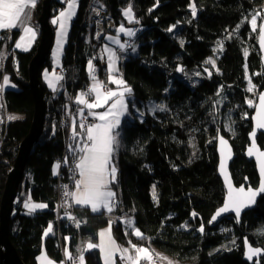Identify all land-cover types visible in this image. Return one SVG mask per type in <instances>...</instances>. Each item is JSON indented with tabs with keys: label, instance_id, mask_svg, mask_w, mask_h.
I'll list each match as a JSON object with an SVG mask.
<instances>
[{
	"label": "trees",
	"instance_id": "16d2710c",
	"mask_svg": "<svg viewBox=\"0 0 264 264\" xmlns=\"http://www.w3.org/2000/svg\"><path fill=\"white\" fill-rule=\"evenodd\" d=\"M98 1L114 23L104 29L103 48L105 36L115 33L117 25L126 24L123 12L129 6L135 18L130 27L138 25L141 29L134 43L136 54L128 53L133 47L113 50L126 57L119 63L120 76L131 89L126 96L128 115L121 121L112 155L117 170L110 186L115 193L113 211L93 213L88 207L73 204L75 225L67 224L65 218L58 223L54 212L58 182L68 180L71 162L82 154L78 149L86 143L78 118L73 116L67 129L61 127L69 111L67 94L72 93L73 108L79 113L76 93H86L87 85L93 83L89 61L97 80L106 81L107 76V60L102 67L91 31L80 24L87 0H79L61 58L60 69L65 73L60 76V89L52 92L41 77L46 101L43 133L31 149L9 222V239L20 259L24 264H37L44 248L60 263L61 248L66 245L69 252L83 256V264H103L99 250L86 249L85 243L96 244L99 230L110 224L120 245L130 241L151 247L177 264H249L243 258L245 240L262 250L253 264H264V195L242 215L240 223L231 216L210 222L225 193L217 175L218 132L234 151L230 165L234 184L258 185L254 163L245 158L244 152L252 130V108L246 104L247 77L257 86V94L264 89L258 34L250 29L249 22L257 13L264 18V0ZM41 2L38 0L33 9L36 24ZM191 5H195V16ZM63 7L65 1L52 0L51 17ZM16 37L14 30L0 32V50L5 47L6 51L5 57L0 55L2 74L10 84L4 85L2 96L1 115L6 123L0 127V196L34 113L27 69L38 40L29 51H16ZM214 53L218 55V72L211 71L208 78L202 68ZM14 58L19 62L17 72L12 65ZM51 66L49 56L43 69ZM179 66L181 76L176 73ZM92 96L85 98L91 100ZM10 115H17V119H9ZM74 122L78 133L75 139ZM68 132L71 140L67 139ZM257 144L264 149L262 134L257 136ZM27 196L46 204L47 210L24 213L22 202ZM123 218H129L142 237H136L132 230L125 232ZM50 224L54 233L43 239ZM0 264L4 262L0 260Z\"/></svg>",
	"mask_w": 264,
	"mask_h": 264
},
{
	"label": "snow or ice",
	"instance_id": "6c2138e0",
	"mask_svg": "<svg viewBox=\"0 0 264 264\" xmlns=\"http://www.w3.org/2000/svg\"><path fill=\"white\" fill-rule=\"evenodd\" d=\"M37 0H0V31L10 30L17 28L19 24H23L22 17L26 20L28 18V8H34L36 6ZM67 8L64 11H61L59 16V31L57 32V51H59L60 45L63 42V38L66 35V22L71 20L74 12V7L76 4V0H66ZM125 17L128 19L129 23L134 22L135 18L132 14L131 6L127 10L124 11ZM192 15H196L195 5H192ZM259 13L253 15L250 23L253 31H255L257 26L256 16ZM54 24L57 23V20L52 21ZM172 31V29H169ZM23 35L20 36L19 41L16 43V48L23 47V50L27 51L28 46H30L31 42L35 39L36 33L32 27H23L22 29ZM119 32L124 33L127 36H133L135 33L131 29H125L123 25L120 26ZM117 43H119L117 41ZM219 43V42H218ZM259 44L262 49H264V25L261 26L259 32ZM181 45L183 42L181 41ZM121 48L124 47L123 44L120 45ZM245 56L248 55L247 51L244 53ZM116 62V54L109 50L108 52V71L112 73L116 71L115 68ZM212 63L215 66L214 61H206V63ZM89 73L91 79L93 80L92 87L89 89L88 93H81L76 98V103L78 105H84L87 109V116L92 119L99 121V123H80L79 129L80 132L83 133V138L86 140V143L83 144L82 147H79V153H83L79 155L78 159L74 160V172H78V179H75V187L77 192L74 193V202L76 205L81 207L90 206V210L93 213H99L102 210H106L107 212L113 211V198L115 197V193L110 189L109 183L110 181L115 180L116 176V168L111 166V158L112 153L115 150V146L117 144L116 136L118 133H115L113 130L117 129L121 123L120 118L127 111V105L125 104L124 96L125 93H130L131 89L124 87L123 91H114L112 89H108L106 91H102L103 84L97 80L95 75V68L92 64V61H89L88 64ZM177 71H182V69H177ZM207 71V69H205ZM211 74V73H209ZM47 77V73L45 74ZM62 77L55 76V81H49V87H52L55 90V82H58ZM109 80L112 84L117 86H122L125 82L122 79H117L114 76L110 75ZM9 78L7 76L4 77V85H8ZM14 87V85H13ZM253 90V85L251 81L249 82L248 91L251 92ZM94 94V100L90 102L86 99V96H91ZM109 101H112L107 110L101 113H97L94 109L104 108L108 105ZM260 107L257 110L256 119V127L264 129V94H261L259 97ZM249 105L252 106V102L249 101ZM163 110V107H161ZM81 115H84L81 112ZM141 115H143L141 113ZM9 119H17V117H9ZM73 139L77 136V126L75 122L73 123ZM252 136V144L248 149V154L250 156L255 155L258 165H259V173H260V185L259 188L253 190L249 188L247 191L243 187L240 189H235L230 182V178L227 173L224 171L223 161L221 163V174L224 175L225 183L228 185V199L221 209L218 210L216 216H219L221 213L227 211H235L236 215H240L241 208L247 206L254 202L255 197L259 193H264V151H260L255 143V131L251 134ZM221 146H225L227 142L220 138ZM75 154V153H74ZM221 155L223 157L224 152L222 149ZM228 158H230V149L228 150ZM67 162V159L66 161ZM60 165L57 164V168ZM67 195V193H66ZM153 198L155 199V191H153ZM26 208H29L30 211H34L36 209H43L47 207L45 204L35 203L32 205L25 204ZM195 215V213L193 214ZM216 216H213V220H215ZM73 219V217H69ZM79 226V225H77ZM52 231V225H49L47 232ZM200 231H203V227H201ZM47 232L45 235H47ZM133 234L136 237H142V233L136 229ZM104 233L101 232L100 236L103 237ZM114 243V241H113ZM98 247L97 245L88 244V248ZM135 249V257L128 256L127 258L132 262V264H139L141 259H146L152 262V255L148 248L140 247L137 245H132ZM101 253H104V248L100 247ZM128 249H123L124 253H128ZM262 250L261 249H251L249 259L252 258L253 255H258ZM115 249L113 251L108 252L103 256L104 264H114L113 255ZM44 259L47 260L45 256ZM69 259L72 257L69 255ZM81 262H83V256L79 257ZM121 259H124L122 255ZM162 259H167L163 258ZM48 264H52L51 261H48ZM168 264H173L172 261H169Z\"/></svg>",
	"mask_w": 264,
	"mask_h": 264
},
{
	"label": "water",
	"instance_id": "95a60500",
	"mask_svg": "<svg viewBox=\"0 0 264 264\" xmlns=\"http://www.w3.org/2000/svg\"><path fill=\"white\" fill-rule=\"evenodd\" d=\"M51 1L52 0H42L41 2V13L37 18V23L39 26V38H38V44L35 49V54L30 60L28 64V87L32 94L33 104H34V113L31 120V125L29 128V131L27 135L24 137V139L21 141L18 147V151L16 154V157L14 159V162L7 173L6 180L3 186L2 194L0 196V260L4 262V264H24L22 260L20 259L16 249L13 247L10 239H9V222L11 218V214L13 212L14 206H15V199L18 194V188L23 178L24 169L27 165L28 158L31 153V149L37 143L39 138L41 137L43 133V127L45 122V116H46V101L44 97V88L41 82V71L50 56L51 48L53 44L54 39V30L50 23L51 18ZM264 25V18L262 19L259 29H258V37H257V47L260 53V65L264 74V49L260 47L259 44V32L261 26ZM179 69H182L180 66ZM177 68V69H178ZM207 69V71H205ZM203 73L210 78L212 76L211 70L209 68H202ZM177 75L181 76L183 74L182 71H177ZM261 94H264V89L261 90L257 96L255 106L252 108V115L250 117L251 123H252V130L248 134V141L249 144L245 149L244 156L248 161H252L255 166V170L258 176V185L256 187H252L247 185L246 183L241 184L240 186H236L233 182L231 171H230V165L233 162L235 155L233 148L229 141L224 138L220 132H218L216 137V154L218 158L217 162V175L220 178L223 188H224V199L214 213L211 216L210 222L216 223L220 221L221 219L225 217H233L237 223H240L242 215L252 210L260 197L264 195V193H259L256 197L254 202L247 204V206L241 208L240 215L237 216L235 211H227L224 213H221L219 216H216V213L219 209L224 207L227 199H228V185L225 183L224 175L221 174V163L223 161L224 165V171L227 173L228 177L230 178L231 185L235 189H240L243 187L245 191H247L249 188L256 190L259 188L260 185V173H259V165L256 159L255 155L250 156L248 154V149L251 147L252 144V136L251 134L255 131V143L257 148L260 151H264V149H261L260 146L257 144V136L259 134H262L264 136V129L257 128L256 127V115L257 110L260 107L259 97ZM223 137V139L227 142L225 146H221L220 144V138ZM224 152V155L222 157L221 152ZM230 149V158H228V150ZM213 216H216L215 220H213ZM250 248L251 249H260L253 247L248 241H244L243 243V251L244 255L243 258L245 261H247L249 264H253L254 261L258 260L261 255L262 251L258 255H253L251 259H249L250 255Z\"/></svg>",
	"mask_w": 264,
	"mask_h": 264
},
{
	"label": "built area",
	"instance_id": "2783aa9c",
	"mask_svg": "<svg viewBox=\"0 0 264 264\" xmlns=\"http://www.w3.org/2000/svg\"><path fill=\"white\" fill-rule=\"evenodd\" d=\"M81 26H85L88 31L90 32L91 35V40L94 41L97 44V57L100 61V65L102 67H105L106 64V57L104 53V48L102 45V38L104 36V29L105 27H110L112 28L114 23L113 20L106 14L104 11L102 5L98 2V0H87L85 10L82 14ZM132 31L135 33L133 36H129L127 39V42L125 43L124 47L122 49H118L117 52L124 50H130L132 45L135 43L136 36L141 33V29L139 28L138 25L133 26ZM12 65L14 68V71L17 72L19 70V62L17 59L12 60ZM58 73H62L64 75V71L58 70ZM3 62L2 58L0 56V127L2 125H5L6 121L2 118L3 116L1 115V109H2V104H3V91H4V84H3ZM99 82H102L104 90H108L109 86L106 83L105 79L99 80ZM92 87V84H88L86 87V93H88L89 89ZM67 96H69V111L67 115L62 119L61 125L65 127H69L71 117L74 115V117L78 118V121L80 123H97L96 120L87 117L86 115H80L77 113L74 108V102H73V97L72 93H68ZM67 139L71 140L72 135L68 132ZM64 164L60 163V166ZM74 159L71 162V168L69 171L68 175V180L65 182H58V194H57V202L55 205V218L57 222L59 223L61 219L65 218L67 224H72L75 225L77 223V219L74 216V211H73V197H74V192H75V179H78V172H74ZM67 193V195H66ZM73 217V219H70L69 217ZM63 249V247H62ZM69 255L72 257V259H69ZM79 256L74 255L73 253L69 252L67 256H63L59 264H71L74 261H78Z\"/></svg>",
	"mask_w": 264,
	"mask_h": 264
},
{
	"label": "rangeland",
	"instance_id": "374dc122",
	"mask_svg": "<svg viewBox=\"0 0 264 264\" xmlns=\"http://www.w3.org/2000/svg\"><path fill=\"white\" fill-rule=\"evenodd\" d=\"M58 2H63V1H65V7H63V9H61L60 11H58V14L57 15H54V16H52L51 17V23H52V25L53 26H55V30H54V39H53V44H52V48H51V53H50V58H51V63H52V66H51V68L50 69H43L42 71H41V77L49 84V81L50 80H53V81H55V76H62L63 74L62 73H60L59 72V74L57 73V69H59V68H61V58H62V54H63V49H64V46L66 45V42H67V37H68V32H69V29H70V26H71V22H72V20L76 17V14H77V11H78V8H79V0H76V4H75V7H74V12H75V14L73 15V17L71 18V20H69V21H67L66 22V35L64 36V38H63V42H62V44L60 45V48H59V51H57V32L59 31V16H60V13H61V11H64V10H66V8H67V3H66V0H57ZM99 2V1H98ZM100 3V2H99ZM191 10H192V5H191ZM82 18V17H81ZM57 20V23L56 24H54L52 21L53 20ZM251 21V20H250ZM256 21H257V26H256V29L255 30H257V34H258V29H259V26H260V23H261V21H262V18L259 16V15H257L256 16ZM121 25H123L122 23L121 24H119V25H117V28H120V26ZM114 26V25H113ZM249 26H250V29L253 31V29H252V26H251V23L249 22ZM126 37H127V39H128V37L129 36H127L126 35ZM127 41V40H126ZM133 48L131 49V51H129L128 53H130V54H136V52H137V45H135V44H133V46H132ZM14 48V47H13ZM0 55L2 56V57H5V55H6V51H5V47H3L1 50H0ZM126 59V57L124 56V55H122V56H116V62H115V68H116V73L118 74V73H120L121 71H120V68H119V63L121 62V61H124ZM217 59H218V55L216 54V53H214L212 56H210L209 58H207L206 59V61H214L215 62V66H213V64L212 63H206V61H205V66L207 67V68H210L211 69V71L213 72V73H217L218 72V68H217ZM59 70H62V69H59ZM47 73V77H46V74ZM5 77V76H4ZM4 77H3V81H4ZM42 79V80H43ZM101 79H104V78H101ZM101 79H99V80H101ZM98 80V81H99ZM247 80H248V84H247V90H248V87H249V82L251 81V79L249 78V77H247ZM58 82H60V80L58 81ZM58 82H55V89L57 88V84H58ZM251 84L253 85V90L251 91V92H249L248 91V93H249V97H247L246 98V104L248 105V107H250V108H253L254 106H255V103H256V99H257V96H258V94H257V90H258V88H257V86L251 81ZM6 86V85H5ZM7 86H10V84L8 83V85ZM6 86V87H7ZM47 87V86H46ZM53 89V88H52ZM82 92H78V93H76V96H75V102H76V98L81 94ZM67 99L68 100H70L69 99V96H67ZM124 100H125V104L127 105V111L125 112V116L126 115H128V101H127V99H126V95L124 96ZM74 101V100H73ZM249 101H251L252 102V106H250L249 105ZM111 103H112V101H111ZM110 103V104H111ZM77 104V103H76ZM80 107H82V105H79ZM80 107H77V109L78 108H80ZM151 107H153L154 108V104L153 103H151ZM152 109V108H151ZM107 110V108L104 110V111H106ZM17 117V115H10L9 117ZM122 118H123V116L120 118V120H122ZM121 124V123H120ZM61 127H63V128H66L65 126H63V125H61ZM67 129V128H66ZM119 130H120V125H119V127L117 128V129H114L113 131L115 132V133H118V135H119ZM118 135L116 136V139L118 138ZM114 153V152H113ZM113 153H112V155H113ZM111 166H114V164H113V162H112V158H111ZM115 180H116V176H115ZM115 180L114 181H110V183H109V187L111 186V183H113V182H115ZM111 189V188H110ZM112 190V189H111ZM113 191V190H112ZM22 193H24V191L22 192ZM75 193V192H74ZM73 199H74V197H73ZM28 201H32L30 198H29V196H28V198H26L23 202H22V210H23V212L24 213H29L30 211L28 210V209H26V207H25V204H28ZM30 203H32V202H30ZM74 204V203H73ZM46 205V204H45ZM44 210H47V207H45V208H43V209H37L36 211H32L31 213H34V212H38V211H44ZM92 212V211H91ZM131 220L129 219V218H123L122 219V223H123V228H124V231L125 232H128V231H130V230H132L133 232H134V230H136L135 229V227H134V225H133V222L131 221ZM101 232H103L104 233V235H103V237H101L100 236V233ZM111 234H112V232H111V225L109 224V225H107L106 227H103V228H101L100 230H99V238H100V240H101V246H103V248H104V255L105 254H107L108 252H110V251H112L113 249H111L110 247V245H109V239L111 240L112 238H111ZM111 242V241H110ZM88 244H90V243H85V245L86 246H88ZM132 245H136V244H133L132 242H128V244L125 246L129 251H128V253H123V252H121V253H119V260H120V262H122V260L123 259H121V257H122V255L124 256V260H125V262L126 263H128V264H132V262L127 258L128 256H130V255H132V257L134 258L135 257V255H136V253H135V249L132 247ZM138 246V245H137ZM125 247H123L124 249H125ZM140 247H143V246H140ZM62 249V248H61ZM161 253V252H160ZM74 255H76V254H74ZM158 255V256H157ZM152 262H151V264H168V262L169 261H172L173 262V264H177V262L175 261V260H173V259H171V258H169L167 255H165V254H163V253H161V255L160 254H156V255H154V254H152ZM155 256V257H154ZM162 257L163 258H167V259H162ZM63 258V257H62ZM113 260H116V257H113ZM142 263H145V264H150V262L148 261V260H146V259H141L140 261H139V264H142Z\"/></svg>",
	"mask_w": 264,
	"mask_h": 264
},
{
	"label": "crops",
	"instance_id": "0c3cea01",
	"mask_svg": "<svg viewBox=\"0 0 264 264\" xmlns=\"http://www.w3.org/2000/svg\"><path fill=\"white\" fill-rule=\"evenodd\" d=\"M38 1V0H37ZM33 9L34 8H28L27 9V12H28V18L25 20L23 17L21 18L22 20H23V24H19L18 25V27L17 28H14V29H10V30H3V31H8V32H11V31H17V37H16V41H15V43H14V49L16 50V51H25V50H23V47H21V48H16L15 47V45H16V43L19 41V38H20V36L21 35H23V32H22V29H23V27H32L33 28V30L35 31V33H36V36H35V39L31 42V44H30V46H28V50L27 51H29L30 49H32V47L36 44V42H37V40H38V38H39V26H38V24H36L35 23V20H34V17H33ZM133 14V13H132ZM123 18H124V21H125V25H123L124 27H125V29H132L131 27H130V24L131 23H129L128 22V19L125 17V15H124V12H123ZM115 33H109V34H107L106 36H105V47H104V53L106 54V56H107V76H106V82H107V84H108V86H109V88L110 89H112V90H114V91H123V89H124V87H125V84L124 85H122V86H117V85H114V84H112L111 82H110V80H109V76L110 75H112V76H114L115 78H117V79H122L121 78V76H120V73H116V71H114V72H112V73H109V71H108V52H109V50L110 51H112V52H114L113 50L116 48V47H120V45L121 44H123L124 45V43H125V41L127 40L126 38V35L124 34V33H121V32H119V28H115ZM1 32V31H0ZM117 41L119 42V43H117ZM116 56H121V55H116ZM60 69V68H59ZM59 69H57V71L59 70ZM43 79V78H42ZM43 82L45 83V85L47 86V88L49 89V90H51L52 92H54V91H57V90H59L60 89V86H61V84H60V82H58V84H57V88L55 89V90H53L52 89V87H49V84L43 79ZM93 84V83H92ZM102 91H106V90H104V89H102ZM93 96H92V99L91 100H89L90 102H92L93 100H94V94H92ZM125 95L127 96V92L125 93ZM110 103H111V101H109V103H108V105H106L104 108H99V109H94V111L95 112H97V113H101V112H104V110L107 108V107H109L110 106ZM78 112L81 114V112H83V114H85L86 113V115H87V112H88V109L84 106V105H82V107H80V108H78ZM125 117V114L123 115V118ZM122 118V119H123ZM122 121V120H121ZM97 123H99V121H97ZM121 125V124H120ZM83 154V153H82ZM81 154V155H82ZM77 192V189H75V193ZM26 198H28V196L26 197ZM30 202H32V203H30ZM35 203H40V202H34V201H28V204L29 205H32V204H35ZM73 203H74V205H76L75 204V202H74V199H73ZM40 204H44V203H40ZM76 206H78V205H76ZM88 208L90 209V206H88ZM26 209H28L29 211H30V209L29 208H26ZM37 210V209H36ZM36 210H34V211H36ZM32 211H30L29 213H31ZM48 228H49V226H47V228L45 229V231H44V234H43V239L44 238H46V237H48V236H50V235H53V233H54V227L52 226V231L51 232H47V230H48ZM47 232V235H45V233ZM111 240L109 239V245L111 246L110 248L111 249H115V252H114V255H113V257H116V260H113L114 261V264H128V263H126L125 262V260L123 259L122 260V262H120V260H119V253H121V252H123V247H125L126 245H124V246H122V245H120L115 239H114V237H113V235L111 234ZM111 241V242H110ZM113 241H114V243H113ZM93 245H97L98 247H94V248H97L98 250H99V252H100V255H101V259H102V262H103V264H104V259H103V256H104V253H101V251H100V247H103V246H101V240H100V238H99V235H98V241H97V243L96 244H93ZM143 247H146V248H148L149 249V251H150V253H151V255L152 254H154V255H156L157 253L158 254H160L161 255V253L159 252V251H157V250H155L154 248H151V247H147V246H143ZM64 249H63V256H67L68 255V253H69V249H68V247L65 245V247H63ZM85 248L86 249H90V248H88V246H86L85 245ZM126 248V247H125ZM92 249V248H91ZM112 250V251H113ZM124 253V252H123ZM47 257V260L46 259H44V257ZM130 256H132V255H130ZM158 256V255H157ZM153 257V256H152ZM155 257V256H154ZM48 261H51L52 262V264H59V262H57V261H55V260H53V259H51L48 255H47V253L45 252V249L43 248L42 250H41V252L39 253V255L37 256V264H48ZM71 264H83V262H81V260L79 259L78 261H74V262H72ZM142 264H145V263H142Z\"/></svg>",
	"mask_w": 264,
	"mask_h": 264
},
{
	"label": "bare ground",
	"instance_id": "6f19581e",
	"mask_svg": "<svg viewBox=\"0 0 264 264\" xmlns=\"http://www.w3.org/2000/svg\"><path fill=\"white\" fill-rule=\"evenodd\" d=\"M75 114H76V113H75ZM75 114H74V115H75ZM74 115H72V117H71V121H72V118H73ZM71 121H70V122H71Z\"/></svg>",
	"mask_w": 264,
	"mask_h": 264
}]
</instances>
